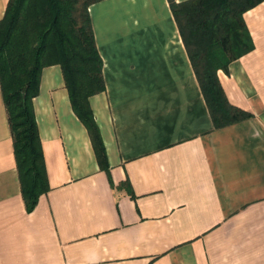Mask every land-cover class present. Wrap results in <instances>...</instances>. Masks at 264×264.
Here are the masks:
<instances>
[{
    "label": "crops",
    "instance_id": "1",
    "mask_svg": "<svg viewBox=\"0 0 264 264\" xmlns=\"http://www.w3.org/2000/svg\"><path fill=\"white\" fill-rule=\"evenodd\" d=\"M89 12L104 165L61 65L45 67L33 102L49 189L29 210L0 86V264H264V1L244 14L253 49L218 71L248 115L223 126L170 0H101Z\"/></svg>",
    "mask_w": 264,
    "mask_h": 264
},
{
    "label": "trees",
    "instance_id": "2",
    "mask_svg": "<svg viewBox=\"0 0 264 264\" xmlns=\"http://www.w3.org/2000/svg\"><path fill=\"white\" fill-rule=\"evenodd\" d=\"M101 0H8L0 19V86L29 210L49 188L34 108L42 70L62 67L73 108L89 129L98 160L106 152L89 98L105 90L89 8ZM264 0H170L197 78L217 126L245 118L227 101L220 69L253 49L244 14Z\"/></svg>",
    "mask_w": 264,
    "mask_h": 264
}]
</instances>
